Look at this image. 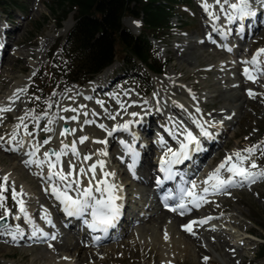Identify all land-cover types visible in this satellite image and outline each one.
<instances>
[{"label": "rangeland", "instance_id": "rangeland-1", "mask_svg": "<svg viewBox=\"0 0 264 264\" xmlns=\"http://www.w3.org/2000/svg\"><path fill=\"white\" fill-rule=\"evenodd\" d=\"M202 2L203 0H188L186 5L178 4V16L171 19L172 30L165 33L161 42L152 38L161 61L168 63L164 74L149 72L142 65L135 67L136 71L130 72L132 68L124 71L127 67L126 63L116 60L103 73L92 77L94 80L92 83L88 82L84 86L73 83L66 87L71 64L63 57V47L69 46V33L76 22L75 13L71 11L61 20L62 15L54 11L52 0L3 1L0 7L1 28L17 25L20 28L14 34L8 33L7 36H11V45L8 47L6 61L0 62V108L12 109L0 112L2 117L0 136L5 138L4 141H0L4 145L0 148V177L10 174V182H14L16 190L19 192L21 188L23 189L26 195L21 198L26 205H29L28 214L35 227L40 230L37 233H47L48 238L41 242H13L14 240L11 241L9 236L5 235V238L0 239V264H204V257L209 258L207 264H264L262 254L264 181H258L251 186L230 188L228 194L209 195L207 197L209 203L203 204L198 209H192L184 215L174 212L180 216H190L185 222L191 219L203 220L209 217L211 219L202 226L195 225V236L185 230H183L185 237L177 235L180 241L175 246L174 254L169 261H164L162 244L160 245L162 224L159 218L162 215L153 214L154 210H149L148 215L156 218L152 223L147 224L146 229L152 237L158 234L156 240L153 237L145 242L144 238L138 236L137 231H131L130 227L119 238L98 245L93 244L86 235L81 244L84 248L81 255L86 258L84 262L82 258L77 259L78 254L73 249L55 251L52 246L49 247L57 238L63 218L59 206L53 201V195L47 190L49 182L42 178V175H47V165L43 168L25 165V161L30 159L26 153L32 151L33 143L45 139L50 142L40 144V151L37 153L40 159L44 158L43 153L49 152L50 148L60 150L62 141L69 145L72 141H77L76 148L81 154V159H77L78 162L69 152L67 156L62 157L65 167L68 160H73L79 167L83 164L81 160L85 155H91L92 159L89 162H93L97 156L95 153L101 151L99 146L104 145L94 141L106 140V159L112 163L115 172L121 171L118 180L120 186L128 192L129 203L134 208L133 211L135 210L134 214L138 212L144 215L153 197L152 191H148L149 188L151 189V184L146 185L130 172V176H121L124 170L128 171L124 163L125 149L122 145L130 141L133 136L130 133L132 131L117 130L111 136L107 133L112 130L108 129L110 125L114 128L124 124L129 117H133L131 113L141 114L140 110L145 103L157 101L163 104L161 119L158 117L156 119L162 129L155 124L153 135L150 136L152 138L150 142L153 143L150 156L152 167L147 171H138V175L148 177L152 182L157 175L158 158L164 155L167 147L175 149L178 144L177 139L183 138L179 136L174 139L170 135V130L183 125L190 131L199 132L193 119L203 123L210 132L215 133L214 137L219 144L207 162L192 176L198 185L196 190L203 188L201 181L207 178L226 155L236 150L260 145L264 141V78L258 79L255 83L246 79L243 68L247 65L242 64L241 61L249 60L258 49L264 48V33L251 35L246 40L241 39L238 35V27L232 29L219 12L218 6H213L211 10L221 16L216 23L220 32L206 31L205 34V28L208 30L213 24L202 8ZM208 2L212 4L213 0ZM134 19L136 20L134 17H125L123 24L133 33L139 34L143 28V21L137 20L139 21L137 26L132 21ZM223 32L230 37L226 42L220 36ZM209 35L215 43L208 39L212 46L206 48L204 40ZM225 44L228 46H224ZM230 46L233 50L228 51ZM193 49H196V55L192 57ZM184 55L190 64L183 62L186 57L181 56ZM261 59L264 60V56ZM57 62L63 63L64 67L61 68ZM105 72L107 76L109 75L108 80L111 83L109 90H104L103 95L102 89L87 93L86 88L91 87L93 82ZM85 78L87 77H81L82 80ZM20 89L25 91L20 92L17 98L16 93ZM248 90L257 94L255 98L249 96ZM247 96L249 103L245 102ZM172 102L183 108L182 114L168 109ZM64 109L77 111H64ZM232 109L235 111L230 112ZM84 113L88 115L85 116ZM71 116H77V120H70L72 129L76 131L69 136H62L61 121ZM109 116H115V119H110ZM20 117H25L24 124L27 125V131L33 135H25L24 128L21 127L18 129L17 139L24 141L23 147L15 151H6L5 149L15 147V142L9 144L5 141L10 139V134L21 123ZM32 117L38 119L34 120ZM49 119H54V123L49 125ZM85 120L95 123L85 124L83 123ZM100 124L105 125V129H101L98 126ZM46 126L52 131H44ZM220 128L227 130L223 137L217 136ZM137 135L141 144L146 141L143 140V134L138 132ZM82 136H87L89 139L80 144L79 138ZM161 141L164 142L163 145ZM114 156L121 157V160L116 161ZM253 159L257 164L260 160L262 163L259 165L264 167V155L259 151ZM222 175L229 174L222 173ZM4 195L7 197L6 206L13 214L19 215L17 205L11 198V190ZM35 210H38L37 217L34 215ZM45 214L53 215L58 226L52 223V226L46 227ZM3 215V209H0V216ZM165 221H170V218H166ZM8 224L10 226L19 224L24 236H32L33 226L25 223L23 218L18 222L9 217ZM138 225L140 226L137 224L135 227L138 228ZM142 225L145 226V222ZM149 226L153 228L150 229ZM71 232L75 235L77 229ZM50 236H55V239H51Z\"/></svg>", "mask_w": 264, "mask_h": 264}, {"label": "snow or ice", "instance_id": "snow-or-ice-1", "mask_svg": "<svg viewBox=\"0 0 264 264\" xmlns=\"http://www.w3.org/2000/svg\"><path fill=\"white\" fill-rule=\"evenodd\" d=\"M254 3H258L260 7H264V0H213L210 4L208 0H203L201 6L207 13L209 20L213 24V31L220 32V29L216 27V22L221 19L220 15H217L215 11L211 9L213 6H218L219 12L224 16L229 24L236 23L237 21H244L246 19L253 18L257 15L256 10L253 7ZM139 26V22H136ZM222 38H226L225 33H220ZM208 39L212 40L211 35ZM231 51V49H227ZM264 56V48L258 49L249 60L241 61L242 64L247 65L243 68V75L249 81L255 83L258 79L264 78V60L261 57ZM25 91L24 89L18 90L16 96L18 98L19 93ZM250 97L255 98L256 93L252 90H248ZM90 99V98H89ZM13 103L15 100L12 101ZM10 107L0 108V112L11 111ZM64 111L76 112V109H64ZM199 111V109H197ZM47 115V113H45ZM87 116V113H84ZM132 116H136V113H131ZM60 119H65L64 117H59ZM110 119H115V116H109ZM231 119V117H227ZM2 119V117H0ZM21 123L17 125V129L10 134V139L5 141L6 143L12 144L15 142V147L5 149L6 151H15L20 147H23L24 141L17 139L18 129L24 128L25 135L32 136L33 133L27 131V125L24 124L25 117L19 118ZM36 120L37 117H32ZM67 120H77V116H71ZM66 120V122H67ZM54 123V119H49L48 124ZM83 123H95L94 121L85 120ZM132 122L128 121L122 125L115 126L111 131H108V136H111L114 131L123 130L128 131L129 126ZM193 123L196 124L199 132L194 134L188 128L180 125L172 130H170V135L175 139L182 136V139H177L179 145L178 149L173 150L171 147H167L164 155L160 161V172L164 174V180L157 178V185H162L165 180H175L178 172L174 171L175 165L183 164L185 161H191L193 154L199 151H204L205 148L202 144L201 138L212 139L215 133L210 132L208 128L193 119ZM101 129H105V125H98ZM214 127V125H211ZM44 131H52L50 127H45ZM76 129L65 128L61 135L74 134ZM89 138L87 136H82L79 138V143L83 144ZM5 138L0 136V141H4ZM50 141L45 139L42 142H37L33 145L31 152L26 153L30 159L25 161L26 166L35 165L38 168H43L47 165L48 172L46 176L42 175V178L49 182V187L52 195L56 197L63 205V211L67 216H77L82 217L86 213L91 216V222L88 226L93 231H103L107 232L109 228H114L116 221L119 219L121 214L122 205L117 204V200L121 199L117 195L119 186L111 182L108 178L114 177V172H109L105 170V161L97 160L96 162L84 166L87 161L92 159L91 155L83 156L84 164L79 167L74 163L73 160H68L66 167L65 162L62 160L63 156H67L69 152L76 159L80 158V153L76 148L77 141H72L69 144H64L60 150H53L51 152H44L43 159L37 157V153L40 151V144H47ZM94 143L107 144L106 140H97ZM123 143V142H122ZM162 145L164 144L161 141ZM264 141L260 145H253L249 148L242 150H236L225 156L224 160L208 174L207 178L202 181L204 187L198 193L196 189L198 188L195 179L188 180L183 175H180V185L176 189V195H172V191L169 190L166 195H164L163 200L165 201V206L169 207L170 211L179 212L180 215H184L190 212L192 209H198L205 203H209L207 197L209 195H219L228 194V190L233 187H243L245 185L251 186L258 181H264V167L257 164L253 157L256 156L257 151L261 155H264ZM3 144L0 143V148H3ZM126 147H128L126 145ZM131 151V149H129ZM98 156H106V151H100L95 153ZM135 157V153H132ZM54 157V159H53ZM135 158L133 159V165L135 164ZM97 168L101 172V177H97ZM132 166H130V171ZM89 173L91 175H89ZM222 173H228L229 175L224 176ZM83 178V179H82ZM86 182V183H85ZM186 185H190L187 187ZM11 190V198L15 201L17 205V211L19 215L13 214L12 211L6 206L7 197L4 195L6 192ZM69 192H75L78 194L77 198H73L69 195ZM96 194H99V198ZM23 189L18 192L16 190L14 182H10V174H6L0 177V209H3L4 215L0 216V236L6 235L10 236L12 240H16L18 237H23L24 232L19 224L15 226H10L8 224V218L11 217L13 220L19 221L23 218L24 222L33 226L32 236H36L37 232L40 231L33 224L32 218L28 214L26 202L21 198L25 196ZM169 200L174 201L173 205L169 206L167 202ZM191 206V207H190ZM44 219H48L47 215ZM211 218H206L203 220H193L188 224L183 225V229L190 235L195 236L196 233L193 230L194 225L202 226ZM51 224V221L48 220ZM42 235L47 236L46 233ZM55 239V236L50 237ZM167 234H165V239H167ZM95 239H99L96 237ZM52 245H49L51 247ZM67 259V258H66ZM204 264H207L208 257H204Z\"/></svg>", "mask_w": 264, "mask_h": 264}, {"label": "bare ground", "instance_id": "bare-ground-1", "mask_svg": "<svg viewBox=\"0 0 264 264\" xmlns=\"http://www.w3.org/2000/svg\"><path fill=\"white\" fill-rule=\"evenodd\" d=\"M253 7L254 9L256 10L257 12V15L253 18H250V19H246L242 22L240 21H237L236 25L240 28L241 25H243L245 27V29H243L242 33H241V39L243 40H246L248 38H250L251 35H256V34H262L264 33V29L262 30V28L264 27V7H260L259 4L257 3H254L253 4ZM138 19H134L132 21H134V23L136 22H139L137 21ZM217 23V22H216ZM137 24V23H136ZM229 25V24H228ZM20 27L15 26V27H6V26H3V28H1L0 26V46H1V49H0V62L3 63L4 60L6 61V57H7V51H8V47L11 45L10 44V40H11V36H7L8 33H11V34H14ZM210 29V30H209ZM208 30H206L205 28V34H206V31H211L212 33H214L213 31V25L209 28ZM228 30V29H226ZM261 31V32H260ZM224 33V32H223ZM227 33V32H226ZM232 35V34H231ZM252 36V37H253ZM251 37V38H252ZM10 38V39H9ZM230 37H228V34H226V38H223L225 39L224 42L228 41ZM205 44H206V48H209L210 46H212L208 40V38H206L204 40ZM224 46H227V44H225ZM252 48V45L250 46ZM202 48V47H200ZM205 48V49H206ZM204 49V48H203ZM230 49H232V46H230ZM190 50V49H189ZM201 50V49H200ZM180 52V51H179ZM182 54H184L183 52H181ZM196 55V49H193L192 50V54L191 56H195ZM181 57H186L185 55L184 56H181ZM183 60V59H182ZM191 61V60H190ZM184 63H189L190 62L187 60V57L184 59L183 61ZM188 64V65H189ZM194 66V64H193ZM104 72V71H103ZM102 72V73H103ZM109 75L107 76V72H105L103 75H101L99 77V79L96 80V82H93L92 86L91 87H87L86 88V92L87 93H90L91 91L92 92H98L100 91L99 89H102L101 92H102V95H103V91L104 90H109L110 86H111V83H109ZM246 83V81H244ZM229 94V93H228ZM89 96V95H88ZM225 98V97H224ZM247 99L245 100L246 103H249V97L247 96L246 97ZM232 99V98H231ZM239 99V98H238ZM231 101V100H230ZM233 102V101H232ZM231 104V103H230ZM143 105V104H142ZM141 105V106H142ZM246 105H249V104H246ZM163 104L162 103H157V101H153V103H145V106L140 110V113L141 114H137L136 116H133V117H129L128 120H126L125 122H128V121H131L132 123L130 124L129 126V129L132 131L130 133H132V138L130 139V143H133V139L135 141L136 139V136L137 133H141L143 134V140L145 139L146 141H144L142 144L140 142V139L138 138L137 142L139 141V146L140 148L142 149L143 153H142V156L143 158L141 157L140 160L138 162H135V164L133 165V157L131 155V151L133 150L134 146L131 144V151L130 152H125V159H124V163H126L125 165L127 166H132V170L130 171L129 168L128 171H125L124 169V172L121 176L125 175L126 177L127 176H130L129 175V172L130 174H134L136 173L138 170H144V171H147L149 169H151V165H152V161L150 160V156L152 155V145L153 143L150 142V139L152 141V138H150V136L153 135V128H154V125L157 124L156 122V119L157 117L159 119H161L160 115L162 114V107ZM170 107H168L169 110H171V112H180L182 114V111H183V108L177 104V103H174L172 102L171 104H169ZM185 107V106H184ZM166 110V108H165ZM235 111V109H232L230 112L232 111ZM241 110V109H240ZM121 113V111H120ZM164 113V112H163ZM236 113V112H235ZM229 114V113H228ZM106 115V114H105ZM104 116V113L103 115ZM176 118V117H175ZM212 119V118H211ZM67 120V119H66ZM65 121H61V124L63 122H66ZM191 120V119H189ZM67 122L71 123L70 120H67ZM168 122V121H167ZM219 124V123H218ZM217 124V125H218ZM119 125H122V124H119ZM167 125V124H166ZM216 125V126H217ZM221 125V124H220ZM156 127H160V124H157ZM167 127V126H166ZM109 130L113 129L112 125H110V127H108ZM62 130V129H61ZM157 130V129H156ZM229 130V129H228ZM63 131V130H62ZM122 131V130H121ZM135 131V132H134ZM142 131V132H141ZM227 130H225L224 128H220V130L217 132V136H225V133H226ZM134 132V133H133ZM163 133V132H162ZM168 133V132H167ZM194 134H197L198 132L197 131H193ZM67 136L71 135V134H65ZM160 135V134H159ZM165 135V134H164ZM167 135V134H166ZM201 141H202V144L205 148L204 151H199V152H196L193 154V159L192 160V168L189 169V174L193 173L195 171V169H199L202 167V165H204L205 162H207V160L209 159V156L214 153V151L216 150V148L219 147V144H218V140L217 138L213 137L212 139H208V138H201ZM35 144V143H33ZM137 144V145H138ZM105 146L106 144L104 145H100L99 146V149L101 151H105ZM179 146V145H178ZM33 147V146H32ZM139 149V148H137ZM177 149V148H176ZM174 149V150H176ZM18 156L20 157V153L18 154ZM116 157V156H114ZM145 157V158H144ZM148 157V159H146ZM161 158L162 156H160V158H158V165L160 164V161H161ZM81 159V158H80ZM114 159V158H113ZM77 160V159H76ZM97 160H103L105 161V170L106 171H109V172H114L115 173V176L114 177H109L108 179L117 184L119 186V189L117 191V195H119L121 197V199L117 200V204L119 205H122L121 207V210L123 208H125V203L129 200V195H128V192L125 191L124 187L120 186V183H119V172H115V170L113 169V167L111 166V162L106 159V156H96L94 158V161L91 162V163H94L96 162ZM121 160V157L117 156L116 157V161H119ZM78 161V160H77ZM76 161V163H77ZM82 163L84 164V161L81 160ZM79 162V161H78ZM215 162V160H214ZM89 161L86 162V167L87 165H89ZM90 163V164H91ZM262 162L259 160V164H261ZM80 164V163H79ZM258 164V165H259ZM135 166L138 168V169H134ZM180 166H176L175 170H177ZM137 170V171H136ZM153 171V170H152ZM209 173V172H208ZM99 174V175H98ZM89 175H91L89 173ZM101 172L99 170V168H97V177L100 178L101 177ZM119 175V176H118ZM46 176V175H45ZM207 176V175H206ZM129 178V177H128ZM83 179V178H82ZM26 180V179H24ZM44 180V179H43ZM141 180L143 181V183H145L146 185L150 184L152 182V179L148 178V177H142L141 176ZM45 181V180H44ZM203 181V180H202ZM201 181V183H202ZM118 182V183H117ZM86 183V182H85ZM122 183V182H121ZM166 181H164V183L162 184V186L158 189H156V191L153 193V197H151V208L147 207V210L144 212V214H147V215H142L140 216L138 213L136 217H134L133 219L136 218V220H133L131 218V220L127 219L125 223L122 224V230H123V227L126 226L127 228H131V231H137L138 233V236H142L145 240V242H148L151 240V238L154 237V239L156 240L158 238V234L157 236H153L152 235H149L150 232L148 231V229H146L147 227V224H150L152 223V220L155 219L156 217L154 218H151L150 215H148V211L149 210H154V213H157L159 215H162L160 218H159V221L160 223L162 224V228H161V243L160 245L162 244V248H163V259L164 261H169L171 258H172V255L174 254V248L175 246L177 245V243L180 241V239L178 238L177 235L179 236H182L185 237L184 235V231H183V225L186 223V219L189 218L190 216H180L178 214H174L173 211H170L169 209H166L163 205V203L161 202L162 201V196L163 195H159L160 193H162L164 191V188L166 186ZM203 184V183H202ZM181 186V185H179ZM202 187H204V185H202ZM47 190L49 192H51L50 190V187L47 186ZM147 190V189H146ZM201 190V189H200ZM200 190H196L198 193L200 192ZM142 192V191H141ZM52 194V193H51ZM70 195H74L75 192H69ZM31 196V194H28ZM97 197L99 198V194H96ZM29 199V198H28ZM26 200V199H25ZM31 201V200H30ZM53 201H56L57 204L59 205L60 207V213L62 212L63 213V207H62V204L60 203V201L58 199H56V197L53 195ZM37 203V202H35ZM28 204V203H27ZM29 207V205H27ZM153 212V211H152ZM34 215L37 217L38 215V210H35L34 211ZM48 217V219H45V226L48 227V226H52V223L54 225H57V220L56 218L53 216V215H49V214H45L44 216ZM158 215V216H159ZM147 216V217H146ZM157 216V217H158ZM149 217V218H148ZM166 218H170V221H165ZM88 219V218H87ZM171 219H174L171 220ZM48 220L51 221V224L48 222ZM19 222V221H18ZM145 222V226H143L142 224H144ZM154 222H156V220H154ZM71 223H69L70 225ZM137 224H140V226L138 225V228H136L135 226ZM214 224V223H213ZM212 225V223H211ZM62 227L59 228V231L57 232V238L56 240H53L52 241V249H55V251H70V250H75V252L78 254L77 256V259L78 258H82L84 262H86V258L81 255L82 254V251L84 250V248H82L81 244H82V239L84 237H86V233L85 232H77V234L73 235L71 231L75 230V227L74 226H70L69 228L70 229H67L62 223L61 225ZM178 226V227H177ZM214 226V225H213ZM33 228V227H32ZM45 228V227H44ZM150 228V226H149ZM153 228V227H152ZM150 228V229H152ZM157 229V228H156ZM196 229V226L194 225L193 226V230ZM70 230V231H69ZM128 230V229H127ZM177 230V231H176ZM124 231H126V229L123 230V232H121L120 234L119 233H111V235H107L105 237H102L101 240H103L104 238L106 237H109L110 238L106 239V241L108 240H115L117 238H119V236H121ZM155 231V229H154ZM53 232V231H52ZM42 233L44 232H41L40 234L37 233L36 236H24L21 238V237H18L16 240H14L13 242H41L45 239L48 238V234L47 236H44L42 235ZM119 234V235H118ZM156 234V233H155ZM165 234H167V239H165ZM5 235L3 236H0V239L2 237H4ZM160 236V235H159ZM52 237V236H50ZM5 238V237H4ZM11 241V237L9 236L8 237ZM4 240V239H3ZM201 240V239H200ZM93 241L95 242L94 244H97L98 242L95 240V238H93ZM158 241V240H157ZM17 242V243H18ZM204 242V241H203ZM63 243V244H62ZM155 243V242H154ZM153 243V244H154ZM159 243V242H158ZM70 244V245H68ZM151 245V244H150ZM75 253V254H76ZM74 264V263H73Z\"/></svg>", "mask_w": 264, "mask_h": 264}, {"label": "trees", "instance_id": "trees-1", "mask_svg": "<svg viewBox=\"0 0 264 264\" xmlns=\"http://www.w3.org/2000/svg\"><path fill=\"white\" fill-rule=\"evenodd\" d=\"M3 1L0 0V7ZM52 3L54 11L62 15L61 20L71 11L75 13L69 46L63 47V57L71 64L67 76V85H71L84 84L116 60L125 62L127 69L135 70L142 65L154 73H164L167 63L161 61L152 38L161 41L172 30L171 19L178 16V4H187L188 0H52ZM128 16L143 21L139 34L123 24ZM57 63L64 67L63 63ZM82 76L87 78L82 80ZM262 250L264 255V244Z\"/></svg>", "mask_w": 264, "mask_h": 264}, {"label": "water", "instance_id": "water-1", "mask_svg": "<svg viewBox=\"0 0 264 264\" xmlns=\"http://www.w3.org/2000/svg\"><path fill=\"white\" fill-rule=\"evenodd\" d=\"M65 128L72 129V128H71V125H70L69 123H63V124H62V129L64 130ZM53 150H56V149H54V148H50L49 151L51 152V151H53Z\"/></svg>", "mask_w": 264, "mask_h": 264}]
</instances>
